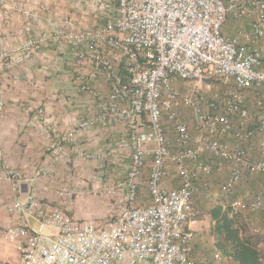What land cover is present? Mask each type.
Instances as JSON below:
<instances>
[{"label": "built area", "instance_id": "2783aa9c", "mask_svg": "<svg viewBox=\"0 0 264 264\" xmlns=\"http://www.w3.org/2000/svg\"><path fill=\"white\" fill-rule=\"evenodd\" d=\"M114 3V16L99 27L77 30L66 18L50 30L56 43L71 46L74 90L88 96L93 114L61 137L42 108L35 119L51 140L47 152L53 159L67 145L76 148L77 137L95 124L122 126L121 162L130 161L122 175L102 185L103 170L87 184L78 178L56 190L67 207L80 196L116 198V214L105 221L78 220L65 208L40 203L49 169L35 167L28 175L9 168L0 146L1 179L10 192L9 221L0 238L16 252L12 264H199L193 197L210 191L205 178L225 173L220 192L232 191L246 175L264 189V98L247 101L249 89L264 88V0ZM38 50L35 41H26L7 67ZM4 96L0 87V118ZM180 108L189 112L188 120ZM75 154L88 162L110 156L80 148ZM143 190L149 200L140 204ZM229 206L264 218L262 193ZM210 264L229 263L217 253Z\"/></svg>", "mask_w": 264, "mask_h": 264}, {"label": "crops", "instance_id": "0c3cea01", "mask_svg": "<svg viewBox=\"0 0 264 264\" xmlns=\"http://www.w3.org/2000/svg\"><path fill=\"white\" fill-rule=\"evenodd\" d=\"M114 12V0H0V56L6 55L0 64V87L5 95L0 118L2 157L9 168L28 175L35 167H47L50 176L43 182L47 191L39 193V202L65 208L78 220L87 218L82 216L81 210V204L87 201L80 196L73 200L72 206L67 207V200L56 195L57 188L65 183L74 185L76 179L103 170L107 178L102 185H109L111 179L108 181V175L122 163L130 161L121 162L124 136L119 124L112 128L106 123L95 124L89 132L77 137L76 148L99 153L109 151L110 156L103 160H81L75 154L76 148L68 145L60 159H53L47 152L51 140L39 129L35 119L38 108L44 110L49 124L56 128L60 137L76 121L93 114L88 96L77 94L74 90L76 71L72 65L71 46L66 42L56 43L50 30L52 24L66 18L77 30L99 27L105 24L108 17L114 16ZM28 40L39 45L38 52L30 60L8 68L9 59L19 55V47ZM110 163L114 166L111 167ZM171 183L165 182L167 185ZM28 189V185H22L23 192ZM112 200V208L115 209L117 199ZM9 202L8 184L0 174V228L9 221L6 212ZM201 247L196 241V249ZM9 249L14 252V248L4 242V247L0 249V264L9 262ZM15 260L16 253L13 263Z\"/></svg>", "mask_w": 264, "mask_h": 264}, {"label": "trees", "instance_id": "16d2710c", "mask_svg": "<svg viewBox=\"0 0 264 264\" xmlns=\"http://www.w3.org/2000/svg\"><path fill=\"white\" fill-rule=\"evenodd\" d=\"M259 95L264 98V88L252 87L248 90L247 101L250 102V98L255 99V96ZM124 160L129 159L124 158ZM217 176H221V180H218ZM225 177V173H212L205 178L211 186L210 191L201 189L202 195L193 197V207H197L195 219L199 221L207 216L212 238L208 253L202 255L198 254L201 250L196 249L195 241V252L200 256L198 263L210 264L213 256L218 253L229 264H264V231L257 229L258 220L246 212H233L228 205L242 186L243 179L232 191L220 192L219 185ZM202 183L203 179L198 180L200 187ZM217 191H219L218 195L214 196ZM227 200L230 201L226 203Z\"/></svg>", "mask_w": 264, "mask_h": 264}, {"label": "rangeland", "instance_id": "374dc122", "mask_svg": "<svg viewBox=\"0 0 264 264\" xmlns=\"http://www.w3.org/2000/svg\"><path fill=\"white\" fill-rule=\"evenodd\" d=\"M243 26V25H240ZM254 97V96H253ZM257 96H255L256 98ZM258 97H261L260 95ZM252 99L254 98H250V101H253ZM178 114L180 115V117H183L184 119H189V112L186 111L183 108L178 109ZM164 125L166 128V131L171 130V124L164 120ZM110 166H114L113 164L110 163ZM128 166V163H122L121 166L116 167L117 169L112 172L111 174L108 175V181L110 180V184L117 179V177L119 175H122L126 168ZM96 170V169H93ZM94 175V173H91L88 176H85V178H80L81 180H83L86 184L89 183L91 176ZM114 177V179L112 180V177ZM218 180H221V176H217ZM251 183V185L249 184ZM250 185V187H248V185ZM242 186L239 187L238 192L236 193L235 198L234 199H244L245 201L250 200L252 197L256 196L259 193L264 194V189L261 188V185L259 183V179L255 178V177H249V176H244L243 178V183H241ZM247 185V186H246ZM248 195L246 198H243L245 195ZM202 194H199V196ZM84 199V201L87 202H83L81 204V210H82V216L86 219L83 220H93L94 218L100 221H105V220H109L111 218H113L116 214L115 209L112 208L113 205V200L110 197H103L102 195H88V196H82ZM198 195L195 197L197 198ZM149 200V198L146 195V192L143 190L141 191V194L139 195V199L138 202L140 204H145L147 203V201ZM230 200H227L226 203H228ZM231 202V201H230ZM230 202L228 203V205L230 204ZM195 213L197 210V207L195 208ZM71 212V211H70ZM69 213V212H68ZM246 214H250V216L256 217L255 219L258 220V225L257 229H261L262 231H264V218L260 217L259 215L256 214H251V213H246ZM70 215V214H69ZM259 216V217H258ZM261 220V221H260ZM260 227V228H259ZM262 227V228H261ZM210 230H211V226L210 223L208 221L207 216H204L201 220L197 221V224L195 225V241H197L199 243V246L201 244V252H199L198 254L202 255V254H207L208 249H209V245L211 243V235H210ZM0 249L4 247V242L2 240H0ZM6 247V246H5ZM10 251V256H9V262L13 263L12 259L15 257V251L13 252L11 249H9ZM197 254V256H199ZM200 257V256H199ZM12 261V262H11ZM9 262H7L6 264H10Z\"/></svg>", "mask_w": 264, "mask_h": 264}]
</instances>
